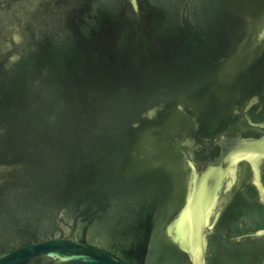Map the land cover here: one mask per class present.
I'll use <instances>...</instances> for the list:
<instances>
[{"label":"water","instance_id":"95a60500","mask_svg":"<svg viewBox=\"0 0 264 264\" xmlns=\"http://www.w3.org/2000/svg\"><path fill=\"white\" fill-rule=\"evenodd\" d=\"M0 264H264V0H0Z\"/></svg>","mask_w":264,"mask_h":264}]
</instances>
